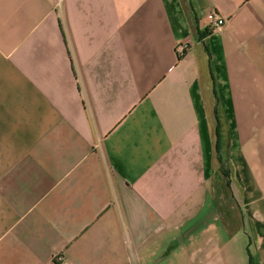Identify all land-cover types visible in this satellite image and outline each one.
<instances>
[{
  "label": "crops",
  "instance_id": "0c3cea01",
  "mask_svg": "<svg viewBox=\"0 0 264 264\" xmlns=\"http://www.w3.org/2000/svg\"><path fill=\"white\" fill-rule=\"evenodd\" d=\"M250 261L264 0H0V264Z\"/></svg>",
  "mask_w": 264,
  "mask_h": 264
},
{
  "label": "built area",
  "instance_id": "2783aa9c",
  "mask_svg": "<svg viewBox=\"0 0 264 264\" xmlns=\"http://www.w3.org/2000/svg\"><path fill=\"white\" fill-rule=\"evenodd\" d=\"M209 20L211 21L212 27H214V29H218V28L222 27L226 21L225 18L218 16L214 13H211L209 15ZM189 47L190 46L187 44H180L177 47V53L179 54V57H184L185 54L187 53Z\"/></svg>",
  "mask_w": 264,
  "mask_h": 264
},
{
  "label": "trees",
  "instance_id": "16d2710c",
  "mask_svg": "<svg viewBox=\"0 0 264 264\" xmlns=\"http://www.w3.org/2000/svg\"><path fill=\"white\" fill-rule=\"evenodd\" d=\"M208 34H209V31H205L201 33L200 35L202 36V38H205ZM179 58L182 59L183 57H179ZM250 264H252L251 261H250Z\"/></svg>",
  "mask_w": 264,
  "mask_h": 264
}]
</instances>
